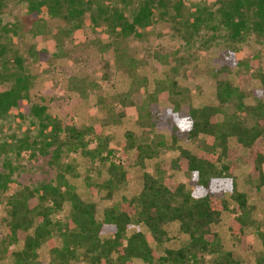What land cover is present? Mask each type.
Listing matches in <instances>:
<instances>
[{
	"label": "trees",
	"instance_id": "1",
	"mask_svg": "<svg viewBox=\"0 0 264 264\" xmlns=\"http://www.w3.org/2000/svg\"><path fill=\"white\" fill-rule=\"evenodd\" d=\"M19 1L25 4L24 14L12 23H0V117L8 113L22 117L28 106L31 79L25 69V57L15 46L17 38L42 37L48 40V56L61 59L65 51L60 38L63 26L59 23H67L72 30L81 29L85 34L91 32L98 54L82 61L81 72L67 65L59 68L66 72V90L84 98L96 84L87 82L82 70H99L102 79L108 77L107 50L111 44L102 41L101 32L115 33L120 44L141 35L156 11L163 16L173 10L172 15L179 17L182 4V0H139L137 8L127 15L110 0ZM217 4L220 24L231 39L249 30L257 42L264 40V0H217ZM2 5L0 0V10ZM201 12L191 13L186 23L206 24L208 18ZM52 34L58 35L54 38ZM50 35L51 40L47 38ZM112 51L114 61L131 79L127 89L117 92L115 99L123 107H135L142 125L143 135L126 131L120 148L123 155L131 153L133 164L142 171L140 190L105 206L101 217L96 218L95 203L85 201L69 180L78 176L76 155L90 158L92 164L102 160L106 177L96 181L86 174L84 184L93 195L105 191V198L127 184L130 175L125 162L108 159L113 150L96 125L74 123L66 97L52 101L61 114L54 119L43 113L45 105L33 104L32 111L43 118L42 126L49 130L47 136L44 134L47 141L40 144L38 137L29 140L25 136L20 144L23 149L33 148L29 156L34 155L35 147L46 148L55 181L36 188L19 186L6 173H0V204L4 211L0 218V264H134L135 259L148 264H240L213 226L228 212L229 235L250 248L245 230L252 224L253 209L247 194L238 187L235 172L240 165L248 167V183L264 187V99L249 90L254 79L264 90V71L256 67L255 59L245 60L234 83L230 79L232 61H222L211 71L216 102L197 106L189 102V90L177 83L181 61L177 56L161 47L153 51L152 58L159 66L168 65L169 72L163 79L155 80L150 93L146 78L137 72L136 62L120 45ZM145 98L173 104L170 143L152 132V114L142 109ZM179 134L197 143L195 150L179 145ZM167 150L176 154L151 171L146 161ZM176 171L184 173L192 187L176 181ZM65 205V215L54 218ZM172 222L186 236L177 248L164 245L168 240L166 226ZM258 236L261 250L257 264H264V230ZM42 245L47 247L46 260L39 258Z\"/></svg>",
	"mask_w": 264,
	"mask_h": 264
},
{
	"label": "rangeland",
	"instance_id": "2",
	"mask_svg": "<svg viewBox=\"0 0 264 264\" xmlns=\"http://www.w3.org/2000/svg\"><path fill=\"white\" fill-rule=\"evenodd\" d=\"M1 1L3 5L0 10V23H12L24 14L25 4L19 0ZM110 1L116 3L119 9L127 15L133 12L139 4V0ZM217 5V0H182L179 17L172 15L173 10H168L169 14L163 16L156 11L150 25L141 30V35L129 37L120 44H118L115 33H111V35L101 32L102 41L111 44V48L107 50L108 77L102 79L99 70H94L92 73L82 70L87 82L93 81L96 84L95 88L89 90L88 96L84 98L66 90V72L59 68L67 65L72 67L73 71L79 72L83 60L98 54L96 46L91 42V32L85 34L81 29L72 30L67 23H59L63 26L60 34L62 36L59 37L64 40L65 51L61 59H52L48 56L49 45L46 42L48 40L42 37L17 38L15 46L25 57L24 65L30 74L31 85L28 91V106L23 110L22 117L16 116L15 113H8L0 117V173H6L7 178L15 181L19 186L29 185L36 188L48 181L54 183L55 174L53 166H50V157L45 151L46 148L35 147L34 155L29 156L28 153L33 148L23 149L20 143L26 138L25 136H28L29 140L38 137V142L42 144L43 141H47L46 136L49 134V130L42 126L43 118L35 114L30 106L33 104L45 105L46 109L43 113L54 119L61 117V114L52 101L66 97L68 99L67 108L73 115L74 123L77 126L96 125L102 135L107 137L108 147L113 150L108 159L119 163L125 162V169L130 175L127 184L113 190L110 198H105L103 190L99 195H93L84 184V176L90 174L96 181H101L106 177L103 162L96 160L92 164L90 158L76 155L75 165L78 176L70 177L69 180L85 201L95 203L96 218L101 217L105 206L120 201L123 196L130 197L138 193L142 171L133 164L130 158L131 153L123 155L120 153V148L126 131L130 130L137 135H143L142 125L138 122L139 117L135 107H123L115 99L117 92L127 89L131 79L126 70L121 69L114 61L112 48L120 45L127 56L136 62L137 72L146 78L147 89L152 93L155 80L163 79L169 72L168 65L159 66L152 58L153 51L161 47L181 59L176 79L180 86L189 90V102L197 106L214 104L216 101L211 71L222 61L226 59L232 61L230 79L234 83L237 80V70L241 66V62L245 60L250 62L255 59L253 63L255 62V65L257 63L256 67L264 71V40L257 42L256 36L249 30H243L236 39H231L227 29L220 24L216 11ZM198 10L202 11V16L208 18L207 23H197L196 26L186 23L189 15L198 13ZM210 11H212V15L207 17ZM50 26L52 27V25ZM52 35L56 38L58 34ZM52 35L47 38L51 40ZM40 50L44 52L40 53ZM249 90L252 91V94L264 99V90L261 88L259 80H252ZM110 107L112 108L111 112L109 111ZM183 107L186 105L184 104ZM172 108L173 104L170 101H156L148 98H145V105L142 108L143 112L152 114L153 118L150 120L154 124L152 130L154 135L160 134L166 143H170L171 140L170 110ZM119 112L120 116H118ZM40 131H43V135L40 134ZM178 137L179 145L195 150L197 143L188 140L183 134H179ZM175 154L174 150L163 151L157 158L147 160L146 164L153 171L156 165H159L160 162L170 161ZM126 157L129 161L125 159ZM235 174L239 189L247 194L248 202L253 209L252 224L245 230V240L250 248H245L239 240L229 235L227 224L231 215L228 212L222 214L220 222L214 225L213 229L221 235L225 248L232 251L233 256L239 260L240 264H257L261 250L258 233L264 230V187L256 188L253 184L248 183V167L246 166L240 165ZM173 177L176 181L184 182L186 187H192V182L184 173L173 172ZM67 208L68 205H65L64 210L53 217H63ZM3 215V204H0V218ZM1 223L0 220V237L3 233ZM166 228L168 240L164 245L177 248L186 239V236L178 232L176 222L167 224ZM39 258L43 260L48 258L46 245L40 247ZM81 264L87 263L82 262ZM134 264L148 263L135 259Z\"/></svg>",
	"mask_w": 264,
	"mask_h": 264
}]
</instances>
